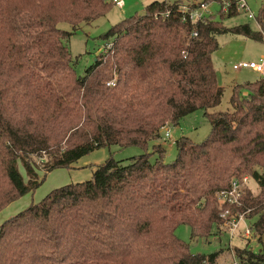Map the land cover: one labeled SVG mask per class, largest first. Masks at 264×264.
Here are the masks:
<instances>
[{"label": "trees", "instance_id": "16d2710c", "mask_svg": "<svg viewBox=\"0 0 264 264\" xmlns=\"http://www.w3.org/2000/svg\"><path fill=\"white\" fill-rule=\"evenodd\" d=\"M181 3L155 1L114 25L104 35L112 48L81 77L67 41L105 17L112 0H0V213L40 186V170L72 169L101 148L143 151L127 162L109 159L92 180L58 188L6 220L0 264H215L219 254H191L176 230L222 235L229 208L249 211L262 241L264 76L234 88L232 111L216 110L224 88L213 54L225 34L264 43V6L254 31L213 16L193 23L198 6L185 12ZM236 15L234 6L221 13ZM198 110L212 126L207 140L176 141L171 164L162 145L149 153L164 129ZM245 177L259 195L247 187L241 208L222 204L218 194ZM237 255L240 264H264V250Z\"/></svg>", "mask_w": 264, "mask_h": 264}, {"label": "rangeland", "instance_id": "374dc122", "mask_svg": "<svg viewBox=\"0 0 264 264\" xmlns=\"http://www.w3.org/2000/svg\"><path fill=\"white\" fill-rule=\"evenodd\" d=\"M124 1L125 7L123 9L114 6L105 17L97 20L92 25H82L67 41L78 76H84L87 70L96 62L97 57L112 48L114 39L106 40L104 35L114 25L133 16H142L145 14L146 7L155 1L174 3L178 0ZM247 1L254 15L256 17L259 16L264 6L263 0ZM205 2L208 4V10L204 13H212L215 20L223 23L225 27L233 28L248 24L254 31H258L256 21L250 20L244 13H238V15L232 18H222L221 13L224 10L219 1L182 0L181 4L185 6L195 4L198 6ZM198 10L202 12L200 9ZM61 28L71 31V27L67 24L61 25ZM218 42L219 49L213 54V62L217 71L219 84L224 88V97L221 105L216 110L224 112L232 111L231 98L234 88L238 85L257 82L261 78L259 73L252 70L235 71L233 65L241 62L259 61L260 58L264 57V43L232 34L219 36ZM211 132L212 126L205 116V111L198 110L182 120L178 126L171 125L164 129L161 132V139L151 143L148 151L152 153L154 145H162L166 150L164 162L171 164L178 156L176 141L186 137L195 144H200L209 138ZM141 154H143V151L138 147L120 149L113 146L91 152L74 164L72 169H58L47 174L43 170L38 171V179L41 182L40 186L4 209L0 213V226L6 220L28 209L31 205L39 204L54 190L66 185L92 180L96 168L105 164L109 159L113 158L116 161L127 162L131 158L140 156ZM156 158L157 156L153 155V160ZM19 170L27 182L29 178L22 164H20ZM259 171L261 172L260 169ZM247 187H249L254 195H259L260 188L253 179L249 178ZM255 222L256 220L245 219L240 223L241 231H244L246 228L251 229L252 236L249 238L241 237L239 234L231 237L226 225L222 226L223 230L221 232H224L222 235L219 234L209 238L193 237L191 228L187 225H181L176 230V236L189 246L190 252L193 255H205L209 257L213 254H219L215 264H233L235 261L237 264H240L241 260L237 255V249H247L256 254L264 250V236L262 241H259L253 230Z\"/></svg>", "mask_w": 264, "mask_h": 264}, {"label": "built area", "instance_id": "2783aa9c", "mask_svg": "<svg viewBox=\"0 0 264 264\" xmlns=\"http://www.w3.org/2000/svg\"><path fill=\"white\" fill-rule=\"evenodd\" d=\"M210 1H221V5L223 7L224 12H228L229 8L231 6H234L236 8L237 13H244L250 20L257 21V17L252 12L250 5L247 0H210ZM112 3L115 5V7L119 9H123L125 7V1L124 0H112ZM198 9H200L202 12H200ZM183 10L186 12L188 11V6H183ZM208 10V4L202 3L198 5V7L193 10L190 13V19L193 23H197L201 19L205 17L212 16V13L205 14ZM209 15V16H206ZM196 37L197 34H194ZM233 69L235 71H242V70H252L256 73H259L260 75L264 76V57L261 58L259 61H252V62H241L233 65ZM110 85H114V83H110ZM168 136V134H167ZM249 178L245 177L240 180H234L231 188L225 191H222L218 194L219 201L222 204L228 205L229 207H232V209H239L243 206L244 201V195H245V189L247 188ZM249 212V211H247ZM247 212H233L230 208L222 212L221 218L225 222L224 225H226L229 229V233L231 234V237H235L237 234H239L241 237L249 238L252 236L251 229H244V231H241L240 229V223L241 221L247 219L246 215ZM233 264H237L235 261Z\"/></svg>", "mask_w": 264, "mask_h": 264}, {"label": "crops", "instance_id": "0c3cea01", "mask_svg": "<svg viewBox=\"0 0 264 264\" xmlns=\"http://www.w3.org/2000/svg\"><path fill=\"white\" fill-rule=\"evenodd\" d=\"M122 13H124L123 11H122ZM261 59V58H260Z\"/></svg>", "mask_w": 264, "mask_h": 264}]
</instances>
